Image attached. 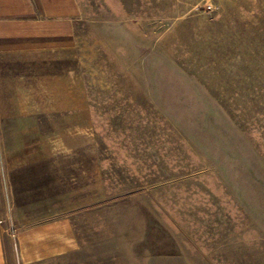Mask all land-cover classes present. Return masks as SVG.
Returning a JSON list of instances; mask_svg holds the SVG:
<instances>
[{
  "label": "rangeland",
  "instance_id": "rangeland-1",
  "mask_svg": "<svg viewBox=\"0 0 264 264\" xmlns=\"http://www.w3.org/2000/svg\"><path fill=\"white\" fill-rule=\"evenodd\" d=\"M77 2L57 81L0 83V167L13 171L17 201L34 199L35 180L18 172L36 160H70L73 172L101 145L168 156L187 142L171 159L173 181L188 176L172 206L195 216L184 247L199 251L183 264H264V0Z\"/></svg>",
  "mask_w": 264,
  "mask_h": 264
},
{
  "label": "crops",
  "instance_id": "crops-1",
  "mask_svg": "<svg viewBox=\"0 0 264 264\" xmlns=\"http://www.w3.org/2000/svg\"><path fill=\"white\" fill-rule=\"evenodd\" d=\"M79 14L77 0H0V83L57 81L59 56L76 44ZM188 145L158 159L151 151L159 149L144 145H101L99 158L88 154L75 161L82 168L73 172L70 160H36L18 172L22 182L35 180L34 199L27 202L14 195L13 171L3 174L0 167V264H124L125 255L131 264L141 255L147 264H183L184 256L199 250L184 247L195 216L172 206L173 193L184 198L188 176L183 168V177L173 181L171 159L173 152L187 155ZM89 147L83 144L84 151ZM29 187L21 194L32 192ZM10 214L16 227L9 230Z\"/></svg>",
  "mask_w": 264,
  "mask_h": 264
}]
</instances>
